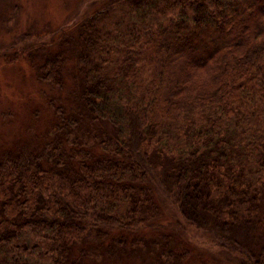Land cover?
Wrapping results in <instances>:
<instances>
[{"label":"trees","instance_id":"trees-1","mask_svg":"<svg viewBox=\"0 0 264 264\" xmlns=\"http://www.w3.org/2000/svg\"><path fill=\"white\" fill-rule=\"evenodd\" d=\"M76 25L69 115L0 147V264H104L125 245L185 264L188 226L221 264H264V0H108ZM30 33L2 62L61 85L54 37L40 53Z\"/></svg>","mask_w":264,"mask_h":264},{"label":"rangeland","instance_id":"rangeland-1","mask_svg":"<svg viewBox=\"0 0 264 264\" xmlns=\"http://www.w3.org/2000/svg\"><path fill=\"white\" fill-rule=\"evenodd\" d=\"M10 1L8 4L10 7L13 4L18 5L17 12L11 11L7 14L8 18H4L5 22L0 25V50L6 47L16 35L26 31L31 32L30 39L21 37L19 40L25 47L40 53L44 50L49 51L51 47L49 43L54 37V55L62 52L65 60L60 75L61 85L46 84L41 88V85L35 80L36 78H33L34 71L25 62L17 61V64L14 65L5 64L11 60L13 54L19 53L14 47L7 49L6 54H10L8 57L2 59L0 55V147L20 146L23 144L22 140H26L23 138H27V135H30L28 138L32 135L36 137L39 132H44L47 122L49 123L53 118V113L54 118L69 115L71 110L69 106L70 87L74 83L71 70L75 65L72 56V39L69 38V35L72 38L76 35V22L79 23L80 19L108 0L98 3V7L94 4L97 2L96 0ZM60 37L61 39H59ZM36 58H38V53ZM72 104L74 107V103ZM52 108L54 112L51 110ZM32 111L33 113L38 112L37 119L31 116ZM165 203V214L161 223H166L167 220H171V218L174 220L177 217L176 214H173L175 210L169 201L166 200ZM150 228L153 229V227ZM172 229L175 230V228ZM185 232L193 238L192 241L198 249L191 254L185 264H221V261L224 260L223 256L217 254L219 247L214 244L210 233H204L200 229L195 230L190 226L185 228ZM142 234L146 239L153 237L152 232H142ZM139 246L140 249L149 248L147 242ZM124 248L125 251L119 253L121 256L103 258L99 262L104 264H154L151 260L154 253L149 255L151 259L147 258L143 262V253H141L142 256L138 251L132 253L128 245H125ZM155 264L160 263L155 261Z\"/></svg>","mask_w":264,"mask_h":264}]
</instances>
